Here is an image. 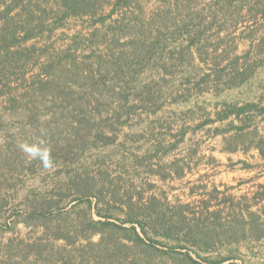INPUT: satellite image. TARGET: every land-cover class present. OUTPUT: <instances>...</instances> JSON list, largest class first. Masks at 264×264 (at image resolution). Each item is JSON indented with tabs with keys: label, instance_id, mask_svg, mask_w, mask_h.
<instances>
[{
	"label": "rangeland",
	"instance_id": "374dc122",
	"mask_svg": "<svg viewBox=\"0 0 264 264\" xmlns=\"http://www.w3.org/2000/svg\"><path fill=\"white\" fill-rule=\"evenodd\" d=\"M242 2L0 0V264H108L115 242L120 264H264V121L236 139L206 124L224 102L264 106V0ZM85 178L93 219L145 222L154 247L91 234L79 208L33 217Z\"/></svg>",
	"mask_w": 264,
	"mask_h": 264
},
{
	"label": "trees",
	"instance_id": "16d2710c",
	"mask_svg": "<svg viewBox=\"0 0 264 264\" xmlns=\"http://www.w3.org/2000/svg\"><path fill=\"white\" fill-rule=\"evenodd\" d=\"M229 1L233 2L236 0H229ZM245 3H246V0H243L242 3L240 4L238 3L237 5L239 8H243ZM10 34H11L10 38L5 36L3 40V42L5 43L4 44L5 51L3 52V55L1 57L4 58L3 63L5 64H7L8 61L12 59V57L18 54V52L15 53L11 49V46L14 44L13 42L14 34L13 33H10ZM246 71L238 72V76L241 78L240 81H238L240 83L237 82L238 83L237 84L236 82H234L231 84H234V86H239L245 83L249 79V76H250L244 73ZM233 80H235V77L231 79V81ZM261 96L264 99V86H263V93ZM221 105H222V109L220 111L218 110L215 111L216 118L208 119L206 123V124H209V123L213 124L215 122L227 121L226 127H223V128L217 127L215 129L214 136H224L225 133L229 132L230 130H234L235 139L237 137H243L247 135L244 132H251V129L253 128L252 126L254 125L253 121L255 119V115L261 117V119L264 121V106L256 104L254 102H246V103H243L242 105L224 102ZM252 112H256V114L253 115ZM182 128L183 127H181V129ZM187 131L188 130L186 129H182V131L180 132V136L184 138ZM259 134L260 133H255L252 135L257 140L255 144V148H257L261 157L264 159V135H259ZM159 150L160 149H157V153L160 152ZM84 181H86V183ZM84 181L82 182L68 181V183L66 184L68 193L70 192L72 193L71 187L75 189V193H72V194L70 193L71 195H73L72 200L68 201L65 204L62 203L63 199H60V200L52 199L51 203L46 206H45V201L40 202L38 204L35 203L36 205L34 206L35 212H33V217L36 216V218L38 219L40 218L42 221L45 222L47 220H52L53 218L57 216H62L65 214L67 215L71 213V211H73L74 209L79 208L80 214H81L80 219H81L82 229L90 230L91 234H100V233L102 234L104 231V228L105 229L108 228L111 230L112 234H116V233L123 234V237L125 238V240L132 242V244H134L135 246H137L138 244H141L147 249L154 247L153 244L146 243L144 238H142L140 235V232H141V234H143L146 237L147 241L153 243L154 239L152 236L149 235V231L147 230L145 222H141V221H138L132 218H128V219L126 218V220L124 221V224H128L130 227H124V225H117L110 221L94 220L93 214H92L93 203L91 200H89V197L94 195V193L92 192L93 188L90 185L91 179L85 178ZM257 195L260 197L259 198L260 201H264V184L259 186V191ZM82 203L84 204L83 207H81ZM69 206L70 208L67 210ZM97 216L99 218L105 217L102 213H100V211H97ZM108 218H111V217H108ZM138 227L140 228V232H138ZM152 227L156 228L153 223H152ZM70 234H72L71 231L63 230L62 233H60V236H63V238L66 239L68 238V236H70ZM184 241H185V244L186 243L193 244V241L191 238L189 239L186 238L184 239ZM126 244L121 245L115 242V250H114L115 252L114 254L109 255L112 258V260H110L108 264H120L121 263V260L118 258L119 256L117 252L120 246L121 247L124 246L125 248H127ZM37 248H40V247H37L36 245L35 246L32 245V249L37 250ZM184 248L186 247L184 246ZM22 252L26 253L24 252V249H22ZM101 254H100V258L96 259L95 264H107V259H106L107 255L106 257L105 255H103L102 257ZM41 255H42V252H41ZM41 255L35 256L32 262L30 263H27V262L24 263L25 261H27L25 260L21 262L20 264H44L40 261ZM185 256L188 259L190 264H202L198 260L193 259L189 254H186ZM9 260L11 261V259ZM222 263L223 261L222 262L217 261L214 264H222ZM3 264H4V261H3ZM48 264H49V261H48Z\"/></svg>",
	"mask_w": 264,
	"mask_h": 264
}]
</instances>
